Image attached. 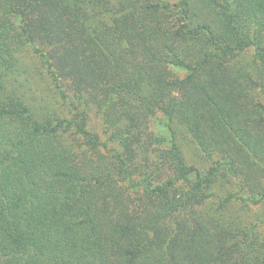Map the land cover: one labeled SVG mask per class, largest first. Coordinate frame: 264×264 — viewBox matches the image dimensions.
I'll use <instances>...</instances> for the list:
<instances>
[{
	"label": "trees",
	"instance_id": "trees-1",
	"mask_svg": "<svg viewBox=\"0 0 264 264\" xmlns=\"http://www.w3.org/2000/svg\"><path fill=\"white\" fill-rule=\"evenodd\" d=\"M0 264H264V0H0Z\"/></svg>",
	"mask_w": 264,
	"mask_h": 264
},
{
	"label": "rangeland",
	"instance_id": "rangeland-1",
	"mask_svg": "<svg viewBox=\"0 0 264 264\" xmlns=\"http://www.w3.org/2000/svg\"><path fill=\"white\" fill-rule=\"evenodd\" d=\"M26 55L28 57V54L25 53V56ZM25 63L27 64V67H29L30 70H34L36 66V59L32 60V59L26 58ZM172 73L178 77H183L185 75L184 70H182L179 67H175V66H172ZM166 126H167V119L161 112H157L150 122V129H152L155 134L163 137L164 141L161 143L162 146L169 147L170 137H169V132ZM186 150H187L186 151L187 155L192 156L194 154V150H191L189 148H187Z\"/></svg>",
	"mask_w": 264,
	"mask_h": 264
}]
</instances>
